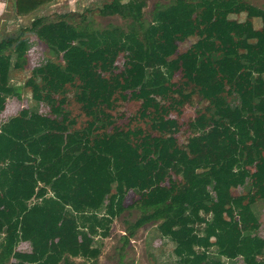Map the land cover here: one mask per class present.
<instances>
[{
	"label": "trees",
	"instance_id": "trees-1",
	"mask_svg": "<svg viewBox=\"0 0 264 264\" xmlns=\"http://www.w3.org/2000/svg\"><path fill=\"white\" fill-rule=\"evenodd\" d=\"M53 1L12 0L14 17ZM147 5L98 8L129 19L127 31L41 16L0 34V264H101L127 207L141 215L128 222L125 243L152 224L156 264H264L256 209L264 203V9L249 0H165L146 23ZM28 32L56 59L44 57L21 86L15 79L36 46ZM30 85L32 104L3 119L8 98ZM69 86L91 115L84 129L65 108ZM195 95L208 104L181 142L172 113ZM132 100L149 129L115 124L112 111ZM42 105L47 113L34 108ZM130 192L138 198L127 206Z\"/></svg>",
	"mask_w": 264,
	"mask_h": 264
},
{
	"label": "rangeland",
	"instance_id": "rangeland-1",
	"mask_svg": "<svg viewBox=\"0 0 264 264\" xmlns=\"http://www.w3.org/2000/svg\"><path fill=\"white\" fill-rule=\"evenodd\" d=\"M108 0H54L53 2L41 7L35 13L26 17H14V11L12 9V0H0V34L4 33L6 36L9 34H18L21 31L22 25L30 26L31 21L37 17H45L47 20H57L61 16H67L70 21L77 22H87L95 21V26L99 28H105L109 24H115L122 27L123 30H128V25L130 23L129 19H124L119 15L113 16H102L98 8H101L102 4ZM253 6L258 9H264V0H249ZM165 2V0H148V5L145 7L144 20L148 23L151 20V11L154 8L155 3ZM87 17V20L84 19ZM232 17L238 19H245L246 13L243 14H232ZM90 18V19H89ZM254 25L256 28H261L262 21L259 16H254ZM27 36H30L35 40V48L29 51L28 57L29 62L26 66V71L18 72L17 78L15 79L17 84L21 83L24 86L26 78H29L32 74V69L40 64L42 59L45 57L55 58V56L49 52L47 48L40 47L41 43L38 41L35 33L28 32ZM38 41V42H37ZM191 44V40L180 43V49L184 50L188 48ZM123 58L120 59L121 63ZM22 80V81H21ZM31 90L33 91V86L23 87L22 98L18 99L16 97H10L7 100L6 110L3 112V119H7L10 116L17 114L23 107L32 104ZM76 89L73 86L68 87V92L64 95L67 98L68 103L65 108L70 110L74 116L78 119L77 128L84 129L87 127L88 122L91 119V115H87L83 112L81 105L75 99ZM62 97V96H61ZM60 98V95L58 96ZM207 102H202L198 95L193 96L190 101L181 110V113L173 112L172 116L179 119L181 128L177 134L181 142H184L189 134L188 131V121L194 118L198 111L203 110L207 105ZM140 107L139 101H127L124 102L116 111H112L113 115L117 118L116 125L122 127H135L142 126L149 129V125L145 119L134 118V115L138 113ZM40 111L47 113L48 108L44 105L39 106ZM239 190H235V194H238ZM138 195L134 192H130L125 200L127 206L133 204L136 201ZM261 224L264 226V203H258L256 206ZM141 211L136 207H127V209L118 217L115 218L112 223V230L109 237L104 240V246L102 254L100 256L99 262L101 264H121L124 261L126 263L132 264H156L154 260L149 255V247L147 245V237L149 229L152 224H147L142 228L137 229L134 236L131 237L128 243L124 241V235L127 233L128 225L134 222L138 217H140ZM264 233V227H263ZM154 243L159 246L161 245V240L156 238L153 240ZM22 245V244H21ZM24 246V245H22ZM25 249V247H22ZM123 255V258H121ZM75 264H88L84 259L76 258Z\"/></svg>",
	"mask_w": 264,
	"mask_h": 264
},
{
	"label": "crops",
	"instance_id": "crops-1",
	"mask_svg": "<svg viewBox=\"0 0 264 264\" xmlns=\"http://www.w3.org/2000/svg\"><path fill=\"white\" fill-rule=\"evenodd\" d=\"M1 10H2V9L0 8V13H1Z\"/></svg>",
	"mask_w": 264,
	"mask_h": 264
}]
</instances>
